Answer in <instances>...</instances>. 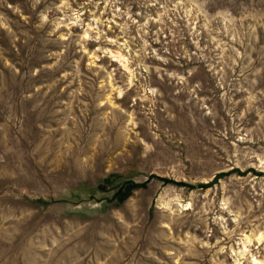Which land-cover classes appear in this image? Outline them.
<instances>
[{"label": "rangeland", "instance_id": "rangeland-1", "mask_svg": "<svg viewBox=\"0 0 264 264\" xmlns=\"http://www.w3.org/2000/svg\"><path fill=\"white\" fill-rule=\"evenodd\" d=\"M0 264H264V0H0Z\"/></svg>", "mask_w": 264, "mask_h": 264}, {"label": "bare ground", "instance_id": "bare-ground-1", "mask_svg": "<svg viewBox=\"0 0 264 264\" xmlns=\"http://www.w3.org/2000/svg\"><path fill=\"white\" fill-rule=\"evenodd\" d=\"M244 238H245L244 240H245L246 242H249V241L251 240V236H249V235H246ZM246 242H245V243H246Z\"/></svg>", "mask_w": 264, "mask_h": 264}, {"label": "water", "instance_id": "water-1", "mask_svg": "<svg viewBox=\"0 0 264 264\" xmlns=\"http://www.w3.org/2000/svg\"><path fill=\"white\" fill-rule=\"evenodd\" d=\"M167 180H170V181H176L175 179H171V178H167Z\"/></svg>", "mask_w": 264, "mask_h": 264}]
</instances>
